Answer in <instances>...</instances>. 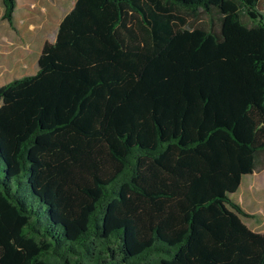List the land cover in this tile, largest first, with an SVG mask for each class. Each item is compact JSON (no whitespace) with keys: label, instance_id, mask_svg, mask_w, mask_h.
I'll list each match as a JSON object with an SVG mask.
<instances>
[{"label":"trees","instance_id":"obj_1","mask_svg":"<svg viewBox=\"0 0 264 264\" xmlns=\"http://www.w3.org/2000/svg\"><path fill=\"white\" fill-rule=\"evenodd\" d=\"M263 168L264 0H76L0 85V264H264Z\"/></svg>","mask_w":264,"mask_h":264},{"label":"rangeland","instance_id":"obj_2","mask_svg":"<svg viewBox=\"0 0 264 264\" xmlns=\"http://www.w3.org/2000/svg\"><path fill=\"white\" fill-rule=\"evenodd\" d=\"M2 7V0H0V85L5 84L13 77L20 76L25 73L34 72L37 68L38 60V50H35V48H30L26 49V51L31 55L23 63L16 62L15 53L19 51L16 48L18 47L16 44H21L22 42L20 41H24V38L22 36V33L18 29H13V27H11L8 23H5L6 20L2 18ZM70 9L71 5L68 1V4H64V13H67V11H69ZM169 12L175 16L174 21L185 28L213 27L214 29H218V19L215 17L212 24L209 20L208 15L202 11L190 12L182 7L170 5ZM242 19L246 23H251L248 15H246L244 12L242 13ZM16 25L20 26V22L17 21ZM49 31L50 30L47 31L48 35L52 36V32ZM242 180L243 182L253 180L254 183L261 184L262 182H264V170L259 171L256 169L252 174L245 175ZM262 184L264 185V183ZM261 187L263 186H251L249 191H246L245 189L243 190V187L241 190L246 192H243V194H245L243 201H245L249 207H245L254 214L253 218L243 217L244 221L248 225H256L257 227L263 228L264 190ZM239 197L240 193L237 196V192H235L234 196H232V198L236 202L238 201ZM229 208H231V206H229Z\"/></svg>","mask_w":264,"mask_h":264},{"label":"crops","instance_id":"obj_3","mask_svg":"<svg viewBox=\"0 0 264 264\" xmlns=\"http://www.w3.org/2000/svg\"><path fill=\"white\" fill-rule=\"evenodd\" d=\"M68 1L70 2L72 9L76 0H16L15 10L13 13L14 26H11L7 22V20L5 21V23H8L11 27H13V29H18L22 33V36L24 38V41L22 40L20 41L22 42L21 44H16L18 46L16 48L19 50L18 52L15 53L16 62L23 63L31 55L26 51V49H30V48H35V50L36 49L38 50L37 53L39 58L41 48L45 40L54 41L61 20L71 10L70 9L69 11H67V13H64V4L66 3L68 4ZM2 11H3V7H2ZM17 21L20 22V26L16 25ZM48 30H50L49 32H52L53 34L52 36L48 35L47 32ZM37 69H38V60H37V68L35 69L34 72H30V73H35ZM20 76H16V77H20ZM261 170H264V168L260 169L259 171ZM245 175L242 176V179L244 178ZM242 179L238 189L235 192H237V196L240 193V197L238 199L239 202L237 201L238 204L241 205V207L245 210V212L250 214V216L240 215L242 221L246 224L243 217L253 218L254 214L246 208L249 207L248 204L245 201H243L245 195L243 194V192L244 193L246 192L242 191L241 189L244 187L243 190L245 189L246 191L247 190L249 191L251 186L259 185V186H263L261 188L264 190V185L262 184L264 182H262L261 180L262 182L261 184L258 183L256 184L253 182V180L243 182ZM235 192L228 193L229 197L233 201L234 199L232 198V196H234ZM246 225L252 231L264 234V227L262 228V227H257L256 225H248V224Z\"/></svg>","mask_w":264,"mask_h":264}]
</instances>
